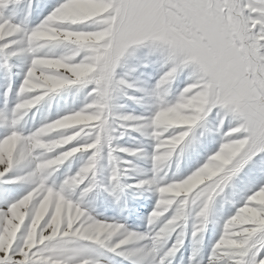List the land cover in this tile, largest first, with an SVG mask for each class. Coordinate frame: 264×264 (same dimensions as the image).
Segmentation results:
<instances>
[{
    "label": "snow or ice",
    "instance_id": "obj_1",
    "mask_svg": "<svg viewBox=\"0 0 264 264\" xmlns=\"http://www.w3.org/2000/svg\"><path fill=\"white\" fill-rule=\"evenodd\" d=\"M186 242L264 264V0H0V264H183Z\"/></svg>",
    "mask_w": 264,
    "mask_h": 264
},
{
    "label": "rangeland",
    "instance_id": "obj_2",
    "mask_svg": "<svg viewBox=\"0 0 264 264\" xmlns=\"http://www.w3.org/2000/svg\"><path fill=\"white\" fill-rule=\"evenodd\" d=\"M139 56H140L139 60H133L131 62V65L133 67L137 68V70L135 72L131 73V78L132 79L147 78L148 74H151V73L154 72V67L151 65V58H147L146 59L145 55H144V52H141L139 54ZM145 62L149 64L148 67L140 66L141 64H143ZM142 74H144V75L142 76ZM129 106L130 107H135V105H131V104H129ZM130 175L135 176V173H131ZM126 183H129V184L134 183V180H127ZM126 195H127V201H128V209L125 212V215L129 216V223L136 224V223H138V221L136 219V213L138 211L139 212H145L147 210L144 207H142V205L146 204L147 201L144 198H137L138 197V193L136 192L135 189H126ZM147 195L148 194L145 193V197ZM98 210L99 211H104L103 208H100ZM106 214L114 215L115 212L112 209H109ZM209 235H211V233H209ZM189 252H190V246L186 242L185 249L182 251V255L184 257L183 264H187V256H188ZM175 264H181L180 254H178Z\"/></svg>",
    "mask_w": 264,
    "mask_h": 264
}]
</instances>
